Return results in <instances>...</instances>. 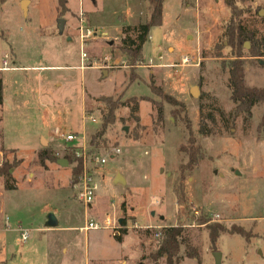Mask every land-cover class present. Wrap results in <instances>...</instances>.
<instances>
[{
	"label": "rangeland",
	"instance_id": "1",
	"mask_svg": "<svg viewBox=\"0 0 264 264\" xmlns=\"http://www.w3.org/2000/svg\"><path fill=\"white\" fill-rule=\"evenodd\" d=\"M23 1L0 4L4 84L0 167L13 165L16 183V188L6 189V176L0 175L5 209L0 220V228H5L0 230V264L150 263L159 242L157 230L180 224L199 253V259L188 257L183 244L180 264H216L215 251L221 252V264H264V102L255 105L251 115L235 116L229 85L233 54L226 36L228 23L238 12L246 29L263 34L264 0H165L163 23L152 27L143 61L134 68L118 48L123 36L118 32L121 26L146 22L148 0H65L63 17L59 0H28L26 14ZM81 1L88 25L98 28L100 35L109 34L88 41L86 70L51 69L81 63ZM60 18L65 19L63 32ZM244 47L246 82L264 89V64L257 60L264 57L249 56V41ZM7 54L11 69L3 70ZM184 55L193 58L191 65H180ZM151 83L184 102L181 114L190 120L196 145L205 154L182 181L188 196L185 205L178 204L174 185L181 177L180 165L188 161L180 151L188 143V129L168 103H164V121H158L155 101L161 98ZM194 86L199 89L197 96L191 93ZM82 92H86L85 129H81ZM101 96L121 102L137 97L138 119L131 105L121 106L107 143L93 147L107 161L97 169L99 188L94 208L86 214L73 187L75 164L65 158L70 144L57 139L54 129L78 130L89 140L102 123L104 105L97 101ZM89 116L97 122L91 123ZM114 147L122 152L112 154ZM46 148L68 164L56 160L42 165L39 154ZM119 174L126 183L115 182ZM50 213L59 221L57 228L47 225ZM106 216L126 222L119 234L117 229L80 231L87 220ZM200 217L228 229L243 227L250 239L227 231L213 245L207 226L198 224ZM19 227L29 230L28 240H22ZM158 264H167L166 259Z\"/></svg>",
	"mask_w": 264,
	"mask_h": 264
},
{
	"label": "trees",
	"instance_id": "2",
	"mask_svg": "<svg viewBox=\"0 0 264 264\" xmlns=\"http://www.w3.org/2000/svg\"><path fill=\"white\" fill-rule=\"evenodd\" d=\"M7 0H0V4H4ZM59 6L61 7L60 16L63 17L67 11L66 1L59 0ZM164 2L165 0H148L149 17L146 22L141 23L137 26L126 25L122 27L123 36L120 38L118 45L127 65L130 67H136L143 61V47L147 41L150 31L154 26H160L163 23L164 13ZM237 16L232 18L227 25L226 36L228 45L231 48L232 59L230 60V71H229V85L232 89V100L235 102V116L242 113L251 115L252 108L258 103L264 102V89L258 87H251L246 82L245 72V58H244V43L249 41L251 48L249 50V56L253 58L264 57V33L258 35L255 31L246 29L241 22L239 12ZM258 60V59H257ZM154 79V76H151ZM134 75H130V81H134ZM153 91L157 96L161 98L160 101H155L157 105V119L159 122L164 121V103H168L174 106L172 113L175 118H182L186 122L188 129V143L180 146V151L184 152L188 156V161L180 165L181 177L175 182L174 193L177 197V202L180 205H185L188 202V196L186 194V188L182 184L187 178V173H192L197 167L199 162L205 158V154L202 151L201 146L196 145V136L193 132V126L190 120L184 117L181 112L185 111L184 102L178 100L175 96L165 92L162 88L156 87L151 83ZM4 97V86L3 79L0 77V104L3 103ZM104 105L102 113V123L98 129L91 134L90 144L94 148H100L102 144L107 143V133L110 126L115 123L117 119V112L123 105H131V113L136 117V111L139 109V100L137 97L129 98L126 102H121L120 99H115L112 96H101L97 99ZM179 106V109L176 107ZM201 133H205L204 128H201ZM70 163H74L73 177L74 180L79 176L82 168L81 164H77L78 160L73 154L65 156ZM39 159L42 165H46V161H56L58 157L55 155L52 149L46 148L39 154ZM13 165L4 163L0 167V175L6 176V189L16 188V183L12 177L11 169ZM74 184V183H73ZM125 221L123 225H125ZM198 224L206 225L209 230L210 241L213 245L216 244L218 238L225 232L230 231L238 233L245 237L247 240L250 239V233L243 227L233 225L228 229L226 225L220 222H210L207 217H200ZM186 228L183 225L166 226L160 229L161 235L158 237V246L155 251L150 254L151 262L142 264H158L162 258L166 259L167 264H180L182 256L180 255L181 246L183 244L187 247L188 257L199 259V253L188 241L185 235ZM126 234V228L123 230ZM119 240H122L121 236H117Z\"/></svg>",
	"mask_w": 264,
	"mask_h": 264
},
{
	"label": "built area",
	"instance_id": "3",
	"mask_svg": "<svg viewBox=\"0 0 264 264\" xmlns=\"http://www.w3.org/2000/svg\"><path fill=\"white\" fill-rule=\"evenodd\" d=\"M79 46L81 53V67L87 68L85 62L88 60L89 56L87 53L88 41L91 39H97L100 36H108V33H102L100 35V30L98 28H94L88 25V21L85 18V11L81 8L79 13ZM8 54L4 59L5 67L4 69H11L8 66ZM193 58H190L188 55H184L181 58L180 65H191ZM152 63V60L150 61ZM150 63V64H151ZM92 122H97V119L94 116L88 117ZM54 135L57 139L63 140L66 143V146L70 144V147L67 146V150L69 154H73L78 162L77 164H81V172L79 176L73 182V187L76 189V198L84 205L86 214L89 213L90 208L93 206L99 184H98V176L97 169L99 166H103L107 159L106 156L101 154L98 151H95L93 146H91L89 140L87 139V135L83 134L80 137V134L75 131L67 130L66 128H57L54 131ZM122 152L121 148L114 147L112 149V154H118ZM122 224L117 219H113L111 216H107L104 220H94L89 219L86 221V224L80 228V231L87 232L92 229H121ZM6 229H11L7 228ZM161 229V228H160ZM16 230L21 232L22 240L26 241L29 239L30 233L29 230L23 227L16 228ZM118 230V234L120 231ZM161 235L160 230H157L156 236L159 237Z\"/></svg>",
	"mask_w": 264,
	"mask_h": 264
},
{
	"label": "crops",
	"instance_id": "4",
	"mask_svg": "<svg viewBox=\"0 0 264 264\" xmlns=\"http://www.w3.org/2000/svg\"><path fill=\"white\" fill-rule=\"evenodd\" d=\"M83 6V2L81 1V5H80V7H79V13H80V10H81V8H83L82 7ZM83 10H84V8H83ZM79 13H78V15H79ZM85 18H86V13H85ZM122 27L123 26H121V28H120V30H119V34H123V32H122ZM66 30V29H65ZM108 34H109V32L108 31H106ZM59 68H76V69H79V70H86L87 68H82L81 67V63H80V65H74V66H65V67H60V66H51V69H59ZM3 70H6V69H3ZM52 81V80H51ZM3 86H4V84H3ZM82 100H83V112H82V122H83V120L85 119V117L86 116H84L85 114H86V111H85V109H86V92L84 93V92H82ZM0 105H2V104H0ZM52 114H53V116H52V118H56V112L53 110V112H52ZM82 122H81V129L83 128V129H85V124H84V122H83V126H82ZM90 122L91 123H95V122H92L91 120H90ZM57 128H66L67 129V127H57ZM57 128H55V129H57ZM55 129H54V131H55ZM67 130H70V131H74V130H71V129H67ZM75 132H81V131H78V130H76ZM82 132H84V131H82ZM54 136V135H53ZM45 137H43L42 138V140L44 139ZM46 139V138H45ZM49 141V140H48ZM1 145L4 147V145L1 143ZM5 148V147H4ZM5 149H7V148H5ZM11 149H16V148H11ZM17 150V149H16ZM62 159H60V160H58L56 163H59V164H63V163H61L60 161H61ZM63 165H66V164H63ZM49 168H50V165H49ZM3 195V194H2ZM1 200V199H0ZM3 202H2V200H1V208H0V220H2L3 221V217H2V214L4 213V211H5V209L3 208V204H2ZM91 208H94V206H92ZM51 214V213H50ZM49 214V215H50ZM53 214V213H52ZM107 217V216H106ZM105 217V218H106ZM104 218V219H105ZM103 219V220H104ZM120 219H123V218H120ZM56 220H57V225L56 226H50L49 225V216H48V220H47V225L49 226V228H51V229H54V228H57L58 227V223H59V221H58V219L56 218ZM123 223V222H122ZM83 227V226H82ZM81 228V227H80ZM0 230H5V228L3 227V228H0ZM122 240H123V238H122ZM62 251H66V246L65 245H63L62 246Z\"/></svg>",
	"mask_w": 264,
	"mask_h": 264
},
{
	"label": "water",
	"instance_id": "5",
	"mask_svg": "<svg viewBox=\"0 0 264 264\" xmlns=\"http://www.w3.org/2000/svg\"><path fill=\"white\" fill-rule=\"evenodd\" d=\"M27 1H28V0H24V1H23V4H22V7H23V9H24L25 14L27 13V12H26V10H27V8H26V2H27ZM64 23H65V19L60 18V19H59L58 27H59V30H60L61 32H63L64 29H65V25H64ZM246 44H247L248 47H250V45H249L248 42H246ZM258 60H259V62H260L261 64H264V60H263V59L258 58ZM104 74L107 75L108 72L105 71ZM191 93H192L193 96H197V95L199 94V89H198V87H197V86L192 87V89H191ZM126 130H127V127H126ZM60 162L63 163V164H66V165L68 164V161H67L66 159H62ZM115 182H117V183H118V182L126 183V180H125L124 176H122L121 174H119V175L116 177ZM152 214L154 215L155 212H152ZM160 218L163 220L165 217L162 215ZM122 222H123V219H120V223H122ZM49 225H50V226H56V225H57L56 217H55V215L52 214V213L49 215ZM214 255H215L216 264H221V259H222L221 252H219V251H215V254H214Z\"/></svg>",
	"mask_w": 264,
	"mask_h": 264
}]
</instances>
